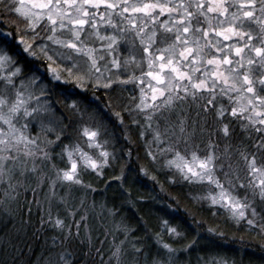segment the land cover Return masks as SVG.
Returning a JSON list of instances; mask_svg holds the SVG:
<instances>
[{
	"label": "snow or ice",
	"instance_id": "6c2138e0",
	"mask_svg": "<svg viewBox=\"0 0 264 264\" xmlns=\"http://www.w3.org/2000/svg\"><path fill=\"white\" fill-rule=\"evenodd\" d=\"M0 12L17 15L25 24L23 29L17 26L16 35L0 29V213L13 217L26 212L30 217L33 206L41 208L35 197L45 181L53 195L58 183L96 191L80 177L89 171L103 177L104 169L112 166L118 153L104 121L123 129L127 116L131 127L151 134L146 155L153 163L165 158L171 183L215 189L193 199L207 200L236 224L243 221L264 235V0H0ZM20 31L29 33L32 42L19 36ZM121 46L129 51L123 59ZM128 86L140 95L125 97L116 91ZM97 90L115 96L102 103L94 94ZM57 95L66 98L63 105ZM225 120L240 124L247 146L226 144L221 152L213 142L216 135L228 140L234 132ZM32 127L39 130L36 135ZM70 129L86 139L89 149L97 150L98 159L79 143H64L73 140ZM139 135L143 138L144 131ZM197 138L203 149L195 143ZM55 147L61 148L58 158L66 156L70 167L60 169L53 163ZM230 151L243 163V177L238 167L225 163ZM140 177L156 179L143 167ZM117 179L123 183V170ZM77 212H67L73 223L66 224L59 215L53 217L50 206L43 208L41 228L47 225L63 236L52 238V246L61 249L56 264H74L75 256L66 246L80 240L82 225L88 230L87 216L77 221ZM107 212L114 218L120 214L119 209ZM170 214L178 212L172 209ZM161 227L170 236L185 238L168 220H162ZM130 231L134 230L123 229ZM208 232L219 247L224 233ZM104 235L106 240L110 233ZM197 243L193 240L183 251ZM103 244L100 241L95 249L101 264ZM122 245L112 244L110 259L120 260ZM162 248L171 262L178 249L166 243ZM133 251L137 257L143 255L142 248ZM198 259L201 264H228L219 254ZM151 264L162 260L157 256Z\"/></svg>",
	"mask_w": 264,
	"mask_h": 264
},
{
	"label": "trees",
	"instance_id": "16d2710c",
	"mask_svg": "<svg viewBox=\"0 0 264 264\" xmlns=\"http://www.w3.org/2000/svg\"><path fill=\"white\" fill-rule=\"evenodd\" d=\"M22 25L21 18L15 22L13 15L0 12V28L4 31L16 35L17 26L21 28ZM19 36L25 40H32L31 35L22 31L19 32ZM56 91L59 92L60 89ZM116 91L121 92L125 97H138L136 90L129 86ZM94 94L102 103L105 102L106 97L113 99L115 96V93H105L103 90H97ZM87 95L91 98L92 91L89 90ZM56 99L62 105L66 100L60 95H57ZM115 110L120 111L121 109L116 107ZM137 119H140L139 116ZM224 122L228 123L230 130L234 129V132L228 140L220 134L216 135L213 142L219 143L221 152L226 144L233 148H243L249 144L246 138L247 133L242 131L238 122L234 120ZM104 123L111 134L118 156L114 162L110 161L112 164L110 168L104 169L103 177H97L91 171L82 173L80 178L96 191L80 186H61L58 183L53 196L54 201H52V199L44 198L46 188H48V182L45 181L43 188L37 191L35 197L41 202V208L37 209L33 206L30 217L26 212L14 214L13 217L0 213V264H56V254L61 249L59 246H52V238L59 236L63 239V236L47 225L41 228L40 218L43 215V208L48 206L51 207L53 217L59 215V218L66 224L73 223L72 219L67 216L69 211L77 212V209H81L75 216L77 221L81 215L88 218L87 232L82 225L80 240H74L66 246L67 250L72 251L75 256L74 264H101L100 257L95 251L101 246L100 241H104L103 264H151V260L157 256L162 260V264H201L198 258L207 260L210 256L217 254L225 257L228 264H233V262L234 264H264V235L248 229L243 221L236 224L224 210L210 207L207 200L193 199L204 195L205 188L202 185H189L184 182L171 183L169 180L171 172L163 167L165 158L158 157V162L153 163L146 155V142L151 143L152 141V136L147 129L131 127L132 122L127 116L124 119L123 129L113 126L109 121H104ZM140 123L143 125L144 121L140 120ZM141 130L144 131L143 138L139 135ZM69 131L72 133L73 140H65V144L71 146L73 142L79 143L87 151L97 155L96 149H89L86 146L85 138L79 137L74 129ZM125 136L128 137L127 140ZM195 143L201 149L204 148V143L199 138L195 140ZM152 149L155 154L156 145H152ZM51 151L53 163L57 168H68L67 157L58 158L57 154L61 152V148L55 147ZM128 152H131V158ZM198 154L203 155V152ZM225 163H230L236 168L237 164L242 162L234 151H230V159ZM141 167L148 172L149 177L154 176L155 181L145 177L137 179ZM239 169L243 177V166L241 165ZM44 170L49 176L52 175L47 168ZM121 170L125 177L122 184L117 179L121 176ZM28 182L35 183L31 179ZM60 197L65 198L64 202H61ZM23 199L22 196L21 208H23ZM249 199H252L250 193ZM27 200H33L31 193L27 194ZM107 209H119L120 214L115 218L111 217ZM172 209H175L178 215L170 214ZM162 220H168L170 225L177 227L185 238L170 236L167 231L162 230ZM22 221H30V224ZM125 227L134 231L125 233L123 232ZM208 229L224 233L225 239L219 242V247L209 240ZM75 231L73 226V234ZM106 232L110 235L105 240L104 233ZM193 240H198L196 246L186 252L183 251ZM121 242L123 245L120 260L110 259L114 251L112 244L121 245ZM164 243L178 249L171 262L165 259L167 251L162 248ZM134 248H142L143 255L137 257L133 251ZM82 254H86V258L82 257Z\"/></svg>",
	"mask_w": 264,
	"mask_h": 264
},
{
	"label": "rangeland",
	"instance_id": "374dc122",
	"mask_svg": "<svg viewBox=\"0 0 264 264\" xmlns=\"http://www.w3.org/2000/svg\"><path fill=\"white\" fill-rule=\"evenodd\" d=\"M14 16V20H15V22H17V21H19V18L20 17H18L17 15H13ZM21 20H22V23H23V25L21 26V28L20 29H23L24 27H25V24H24V21H23V19L21 18ZM21 22V21H20ZM1 29V28H0ZM21 32V31H20ZM22 32H24V31H22ZM26 33V32H25ZM28 35H30L29 33H27ZM42 35H43V33H42ZM29 43H31L32 42V40L30 41V40H27ZM162 47H163V45H162ZM120 52H121V58L123 59L124 57H127V56H129V51H128V49L125 47V46H121V49H120ZM136 54V58H137V60H139L140 59V56H139V54H138V52L137 53H135ZM20 62H21V59H20ZM47 62H44L42 65L43 66H45V64H46ZM59 62H57V64H58ZM57 64H53V67H57ZM61 67H64L65 65H60ZM145 71H147V68H145L144 69ZM135 75L137 76V77H139L140 76V72L139 71H135ZM120 77L121 78H127V77H125L124 75H123V73H121L120 74ZM131 89H135L136 90V94L139 96L140 95V93H139V91L136 89V88H134V87H132V86H129ZM145 95L146 96H150V93L148 92V90L147 89H145ZM225 103V102H224ZM225 106L227 107L228 106V104H227V101H226V103H225ZM39 130L37 129V128H35V127H32L31 128V134L32 135H36V133L38 132ZM50 139H54V138H52V137H49ZM81 148L84 150V151H86V152H88L89 153V155H91L93 158H97L98 159V156L97 155H94V153H90L89 151H87L85 148H83L82 146H81ZM202 156V155H201ZM75 158V157H74ZM167 158H170V157H167ZM79 163V162H78ZM232 163V162H231ZM233 164V163H232ZM237 164V163H236ZM235 164V165H236ZM241 165L243 166V163H240V164H237V166H236V168L238 167V168H240L241 167ZM68 167H70V165L68 166ZM234 168V167H233ZM45 171V173H47V171L46 170H44ZM53 178H55L54 176H53ZM48 185V184H47ZM203 186V188H205V193H207V194H205L204 193V195L203 196H207L208 195V193H209V191L211 190V191H215V189H209V187L207 186V185H202ZM48 187V186H47ZM43 188V187H42ZM53 194L52 193H50L49 192V189L48 188H46V191H45V194H44V198H47V199H49V200H51L52 199V201H54L53 200ZM78 220H80V219H78Z\"/></svg>",
	"mask_w": 264,
	"mask_h": 264
}]
</instances>
